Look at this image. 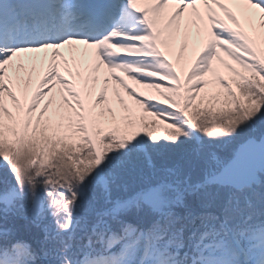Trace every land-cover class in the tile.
Wrapping results in <instances>:
<instances>
[{
  "label": "snow or ice",
  "instance_id": "obj_1",
  "mask_svg": "<svg viewBox=\"0 0 264 264\" xmlns=\"http://www.w3.org/2000/svg\"><path fill=\"white\" fill-rule=\"evenodd\" d=\"M262 45L264 0H0V264H264Z\"/></svg>",
  "mask_w": 264,
  "mask_h": 264
},
{
  "label": "rangeland",
  "instance_id": "obj_2",
  "mask_svg": "<svg viewBox=\"0 0 264 264\" xmlns=\"http://www.w3.org/2000/svg\"><path fill=\"white\" fill-rule=\"evenodd\" d=\"M243 22V21H242ZM248 27V26H247ZM246 27V28H247ZM228 76H230V75H228ZM207 79H209V77H207ZM234 89H235V87H234ZM217 90H219V86L218 85H216V84H214V83H210L206 88H205V91H207L206 92V94L207 95H211V94H213L214 92H216ZM149 90H147V92H148ZM204 91V92H205ZM147 92H145V93H143L142 95H147ZM138 107V106H137Z\"/></svg>",
  "mask_w": 264,
  "mask_h": 264
},
{
  "label": "bare ground",
  "instance_id": "obj_3",
  "mask_svg": "<svg viewBox=\"0 0 264 264\" xmlns=\"http://www.w3.org/2000/svg\"><path fill=\"white\" fill-rule=\"evenodd\" d=\"M235 10V9H234ZM128 83L132 86V87H135L136 89H137V91L139 90L140 91V86L139 85H135V84H133V82L132 81H128ZM138 91V92H139ZM127 95L125 94V99L127 100Z\"/></svg>",
  "mask_w": 264,
  "mask_h": 264
}]
</instances>
